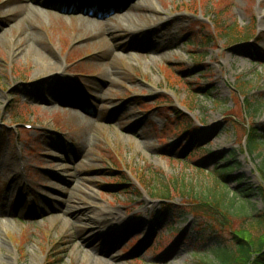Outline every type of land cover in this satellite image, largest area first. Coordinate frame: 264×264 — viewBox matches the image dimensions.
Listing matches in <instances>:
<instances>
[{
  "label": "rangeland",
  "instance_id": "rangeland-1",
  "mask_svg": "<svg viewBox=\"0 0 264 264\" xmlns=\"http://www.w3.org/2000/svg\"><path fill=\"white\" fill-rule=\"evenodd\" d=\"M42 1L0 0V264H216L264 214L239 192L264 189V143L247 148L264 134V0H119L105 19ZM222 195L237 216L191 210ZM92 229L102 251H77Z\"/></svg>",
  "mask_w": 264,
  "mask_h": 264
},
{
  "label": "trees",
  "instance_id": "trees-1",
  "mask_svg": "<svg viewBox=\"0 0 264 264\" xmlns=\"http://www.w3.org/2000/svg\"><path fill=\"white\" fill-rule=\"evenodd\" d=\"M234 34V38L231 36L228 37L231 39H236L235 41H233V43H239L244 40H249L251 37H254V35L250 36L251 34L242 37H239V34L237 33ZM208 42L210 43V40H208ZM205 95H209V93H205ZM258 131L259 129L255 127V125H252L248 134L247 148L252 154L255 151L259 150L258 148L260 144L264 143V134H259ZM259 173L261 174V176L264 177V167L260 169ZM216 175L221 180V184L224 182V180H226V178L229 177L224 172H217ZM122 177L124 180H122L120 184L117 185V187H123L124 189L129 191L132 186L124 184L128 181V179L125 175ZM170 189L171 188H169L168 185L163 184L162 188L153 189L152 193L154 197L169 200L171 193ZM242 190L243 191L239 190V192L241 193V197L243 199L248 197V195L257 196L264 204L263 188L251 187L250 189L242 188ZM130 193L132 192H129V194ZM200 198L203 199V201L199 203L200 205L197 206V208H192L191 210H197L199 212H202L205 217L212 218L213 220L219 222L220 220H218V216L216 215L214 210L210 209V203H213L217 205V207L222 208L223 213L225 212L229 215H234L233 217L237 216V212L233 213L229 211L236 204V198L231 199L228 204L225 203L226 197L223 195L220 198L215 199H213L212 196L209 197L210 199L204 198L202 196H200ZM208 200H210V202H205ZM164 209L166 210V212L169 211L174 213L176 212V209L178 210L177 207H174L170 204H164ZM245 211L246 210H244L243 207L239 212L240 214H243ZM252 220L253 224H251L249 227L250 231L243 229L244 231H246V234L244 236L238 233L241 240L234 237V241L232 242V244L234 243L232 249L219 248L215 251V255L217 257L216 264H264V214H261V212H259L258 214L253 216Z\"/></svg>",
  "mask_w": 264,
  "mask_h": 264
},
{
  "label": "bare ground",
  "instance_id": "bare-ground-1",
  "mask_svg": "<svg viewBox=\"0 0 264 264\" xmlns=\"http://www.w3.org/2000/svg\"><path fill=\"white\" fill-rule=\"evenodd\" d=\"M32 3L34 4H39V5H42L44 4L45 2L42 1V0H31ZM79 4L75 5L74 8L72 9V11H69L67 10V12H69L70 14H75V15H78V14H82V9H85L84 7V0H79ZM23 4H27L26 2H23ZM28 6V5H27ZM33 10V8H31ZM34 11V10H33ZM74 11H77V12H74ZM87 13H90L89 10H87ZM96 14V13H94ZM101 18V17H99ZM154 47H157L156 45H154ZM160 48V47H159ZM164 47H161L159 49L162 50ZM157 50V48H155ZM70 213V212H69ZM71 214V217H73V219L76 221V222H80L81 220H84L86 219L87 215L89 214V212H84V211H81V212H78L77 214H74V213H70ZM103 214H106L105 215V218L107 217H110L111 219L113 220H116L118 219V215L115 213H103ZM83 235L84 233L88 232L87 230L89 228H91V225H82V224H79L78 226ZM90 230V229H89ZM92 233H89L88 235L92 234L90 238H88L87 236H83L81 239H80V243L77 245L76 249L77 251L83 253V254H91V252L93 251H97V252H101L102 249H101V242H102V238H103V234H101L100 232H98V235H97V231L96 230H91ZM96 234V235H94ZM86 255V256H87Z\"/></svg>",
  "mask_w": 264,
  "mask_h": 264
}]
</instances>
